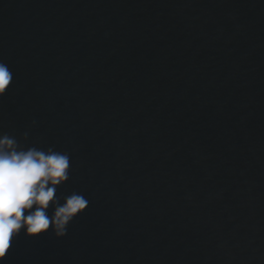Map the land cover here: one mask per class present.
Returning <instances> with one entry per match:
<instances>
[{
    "label": "water",
    "instance_id": "water-1",
    "mask_svg": "<svg viewBox=\"0 0 264 264\" xmlns=\"http://www.w3.org/2000/svg\"><path fill=\"white\" fill-rule=\"evenodd\" d=\"M0 62V135L88 201L0 264H264V0H0Z\"/></svg>",
    "mask_w": 264,
    "mask_h": 264
},
{
    "label": "clouds",
    "instance_id": "clouds-1",
    "mask_svg": "<svg viewBox=\"0 0 264 264\" xmlns=\"http://www.w3.org/2000/svg\"><path fill=\"white\" fill-rule=\"evenodd\" d=\"M12 78L8 66L0 62V95ZM69 166L66 153L25 149L14 136L0 135V259L21 230L30 237L49 230L63 237L68 225L86 209L88 201L80 194L73 193L63 202L57 197L58 186L69 178Z\"/></svg>",
    "mask_w": 264,
    "mask_h": 264
},
{
    "label": "snow or ice",
    "instance_id": "snow-or-ice-1",
    "mask_svg": "<svg viewBox=\"0 0 264 264\" xmlns=\"http://www.w3.org/2000/svg\"><path fill=\"white\" fill-rule=\"evenodd\" d=\"M5 254H6V253H5ZM5 254H4V256H5ZM4 256H3V257H4Z\"/></svg>",
    "mask_w": 264,
    "mask_h": 264
}]
</instances>
